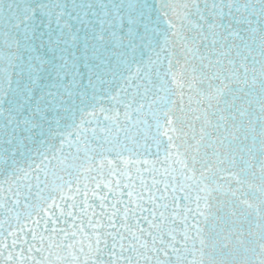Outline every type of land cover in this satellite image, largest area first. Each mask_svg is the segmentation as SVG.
Returning <instances> with one entry per match:
<instances>
[{
  "label": "snow or ice",
  "instance_id": "1",
  "mask_svg": "<svg viewBox=\"0 0 264 264\" xmlns=\"http://www.w3.org/2000/svg\"><path fill=\"white\" fill-rule=\"evenodd\" d=\"M0 264H264V0H0Z\"/></svg>",
  "mask_w": 264,
  "mask_h": 264
}]
</instances>
